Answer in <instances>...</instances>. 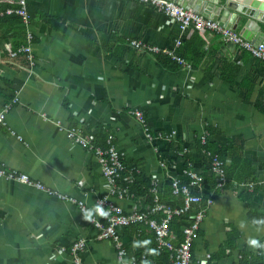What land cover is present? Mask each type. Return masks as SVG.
Here are the masks:
<instances>
[{
  "label": "crops",
  "instance_id": "1",
  "mask_svg": "<svg viewBox=\"0 0 264 264\" xmlns=\"http://www.w3.org/2000/svg\"><path fill=\"white\" fill-rule=\"evenodd\" d=\"M19 1L30 17L33 62L7 56L25 45V33L17 17H0V112L10 104L0 125V166L46 191L0 178V264H72L70 247L79 240L82 264L166 263L146 224L117 229L119 257L110 241L94 239L96 230L67 200L94 211L107 194L94 155L62 131L73 126L92 131L98 144L114 137L124 166L119 183L128 190L136 177L147 179L172 207L181 205L172 181L213 194L190 264H264V252L257 256L249 244L264 242V225L254 223L264 220V63L214 34L181 31L131 0H0V10ZM171 1L200 11L195 0ZM239 17L234 31L264 33V25ZM131 40L175 49L193 67L139 52ZM203 135L211 150L225 153L223 190L214 188ZM187 171L201 181L194 184ZM247 183L255 184L251 192ZM131 195L111 201L126 214L150 206L151 198ZM192 214L180 218V228Z\"/></svg>",
  "mask_w": 264,
  "mask_h": 264
},
{
  "label": "built area",
  "instance_id": "2",
  "mask_svg": "<svg viewBox=\"0 0 264 264\" xmlns=\"http://www.w3.org/2000/svg\"><path fill=\"white\" fill-rule=\"evenodd\" d=\"M131 1L151 7L155 11L170 18L178 25L181 31L185 32L187 30H194L214 34L222 42L232 44L233 46H236L237 49L244 50L254 59L264 63V42L254 44L243 38L238 32L225 28L217 22L204 17L201 13L191 8L182 7L171 0ZM3 14L17 16L20 19V24L25 31L26 37L25 45L8 52L7 56L10 59L24 57L30 64H32L33 36L29 30L30 17L24 1H19L18 7L8 8L0 15ZM129 44L139 52L150 55H165L178 65L184 68H190L189 63L176 55L175 49L169 50L160 48L158 46L148 45L139 40H131ZM178 45H180L179 39L175 41V46ZM9 106L10 104H6L0 112V125H4V114ZM129 113L134 115L141 124H144V118L140 111L131 110ZM62 131L65 132L66 137L69 140L94 155L107 185V194L99 198L96 201V205H100L108 215L101 217L93 211V219L91 221L86 220L88 224L96 230L94 239L110 241L118 251L119 257H121L124 251L117 234V229L131 224H146L152 231L157 250L164 251L167 254L165 264H190V247L203 222L206 211L213 203V194H209L207 197H202L200 194L193 192L187 186L172 181V194L178 195L181 198V205L178 207H172L160 200L156 186L152 184L153 186L149 191L152 197L150 206L145 211H132L126 214L119 206L111 201L112 198L122 199L124 197H132L128 188L121 186L119 183L124 166L115 147L114 137L108 134L105 136L103 144H98L92 131H87L78 126L62 128ZM145 136L148 139H152L150 134H146ZM205 144L206 136L203 135L200 138V145L202 147V154L208 158L210 171L215 177L214 188L215 190H223L229 182L225 174V164L216 154H212L210 151L203 148ZM186 175L193 180L196 185L201 181V177L191 171H187ZM0 178L46 191L41 184L33 182L27 176L6 170L2 166H0ZM254 185V183H247L243 186L246 191L251 192ZM67 200L77 204L83 217L86 211H92L82 202H76L69 198ZM190 210H193V214L189 221L180 228V238H178V236L170 230V222L173 218L180 219ZM261 244H264V242H261ZM84 247L85 242L83 240H79L72 244L70 247L72 264H82L81 254ZM263 252L264 249L257 248L256 254L257 256H260Z\"/></svg>",
  "mask_w": 264,
  "mask_h": 264
},
{
  "label": "water",
  "instance_id": "3",
  "mask_svg": "<svg viewBox=\"0 0 264 264\" xmlns=\"http://www.w3.org/2000/svg\"><path fill=\"white\" fill-rule=\"evenodd\" d=\"M195 3L200 7L198 12L204 17L228 29L235 30L237 28L240 15L247 18L245 24L255 22L264 25V0H195ZM237 14L239 16L236 17ZM240 35L257 44L261 41L264 33L258 31L256 35H252L251 32L242 28Z\"/></svg>",
  "mask_w": 264,
  "mask_h": 264
},
{
  "label": "trees",
  "instance_id": "4",
  "mask_svg": "<svg viewBox=\"0 0 264 264\" xmlns=\"http://www.w3.org/2000/svg\"><path fill=\"white\" fill-rule=\"evenodd\" d=\"M15 7H18V5H16ZM5 10H6V8L5 9H2V10H0V14L1 13H4L5 12ZM3 16H15V15H6V14H3V15H0V17H3ZM15 17H17V16H15ZM18 18V17H17ZM19 19V18H18ZM19 23H20V19H19ZM24 33H25V31H24ZM24 38H25V41H26V37L24 36ZM175 53H176V55L179 57V58H181V59H183L185 62H187V63H189L190 64V67L192 68L193 67V65L191 64V62H189V61H187V59H185V58H183V57H181V55H179V53H177L176 51H175ZM158 56V55H157ZM159 56H165V55H159ZM200 56H202V52L200 53ZM165 57H167L169 60H171L168 56H165ZM172 61V60H171ZM173 63H175L177 66H180V65H178L176 62H174V61H172ZM235 75V69H234V72H233V74H232V77ZM95 136V135H94ZM96 136H99V134L97 135L96 134ZM100 136H101V134H100ZM97 138V137H96ZM105 138V137H104ZM104 138H103V141H104ZM103 141L102 142H100L101 144L103 143ZM99 142V141H98ZM203 148H205L206 150H208V151H210L212 154H216L221 160H223V157H224V155H225V153H223V154H221L219 151H214V150H211L209 147H208V145H207V143H206V145L203 147ZM225 174H226V176H227V173H226V170H225ZM214 177V176H213ZM228 179V178H227ZM140 180H142L143 182H142V188H141V186H138L137 187V185H138V183L137 182H140ZM213 181H214V183H215V177H214V179H213ZM229 181V180H228ZM153 185L147 180V179H139V177H136L135 179H134V182H133V184L130 186V188H129V192H130V194H133V195H139V196H141V195H145V196H147V198L149 199V198H151V200H152V197H151V194L149 193V191H150V188L152 187ZM138 189H140V191H137ZM150 196V197H149ZM150 200V201H151ZM170 230L171 231H173V230H176L175 232L177 233L176 235L178 236V238H180L179 236H180V234H179V228H180V219L179 218H173L172 220H171V222H170ZM179 234V235H178ZM258 263H261L260 261H255V262H253L252 264H258Z\"/></svg>",
  "mask_w": 264,
  "mask_h": 264
},
{
  "label": "clouds",
  "instance_id": "5",
  "mask_svg": "<svg viewBox=\"0 0 264 264\" xmlns=\"http://www.w3.org/2000/svg\"><path fill=\"white\" fill-rule=\"evenodd\" d=\"M94 211H95V213H97L101 217H104V216L108 215V213L100 205H96L95 208H94ZM84 219L88 220V221H91L93 219V211H86L84 213ZM254 223L264 225V220H256V221H254ZM249 244L253 248H262V249H264V244H261L259 241L255 240V239L250 240Z\"/></svg>",
  "mask_w": 264,
  "mask_h": 264
},
{
  "label": "rangeland",
  "instance_id": "6",
  "mask_svg": "<svg viewBox=\"0 0 264 264\" xmlns=\"http://www.w3.org/2000/svg\"><path fill=\"white\" fill-rule=\"evenodd\" d=\"M223 161V160H222ZM214 176V175H213ZM227 177V176H226Z\"/></svg>",
  "mask_w": 264,
  "mask_h": 264
}]
</instances>
